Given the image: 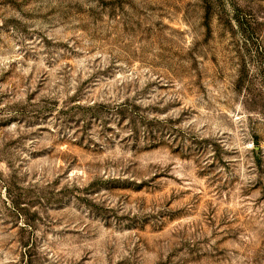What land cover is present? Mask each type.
<instances>
[{"label": "rangeland", "instance_id": "obj_1", "mask_svg": "<svg viewBox=\"0 0 264 264\" xmlns=\"http://www.w3.org/2000/svg\"><path fill=\"white\" fill-rule=\"evenodd\" d=\"M0 264H264V0H0Z\"/></svg>", "mask_w": 264, "mask_h": 264}]
</instances>
